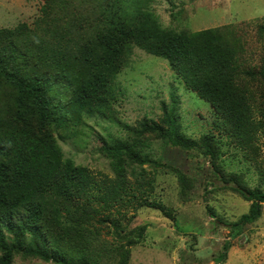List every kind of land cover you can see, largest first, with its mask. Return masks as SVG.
<instances>
[{
	"label": "trees",
	"instance_id": "16d2710c",
	"mask_svg": "<svg viewBox=\"0 0 264 264\" xmlns=\"http://www.w3.org/2000/svg\"><path fill=\"white\" fill-rule=\"evenodd\" d=\"M74 1L77 8L85 2L96 12L83 27L87 17L70 16L71 0H45L36 29L25 23L0 28V264H14L16 256L55 264H104L113 258L126 264L129 247L145 229H129L131 218L121 220V207L135 202V190L146 183L144 170L132 165L156 164L143 151L150 139L145 133L186 149L198 145L219 178L234 181L229 187L251 201L249 212L227 223L231 235H238L264 202V166L256 144L264 131V63L254 68L243 61L241 36L225 25L171 29L160 25L145 0ZM258 28L264 40V24ZM133 46L166 59L184 87L211 104L214 126L250 150L243 151L259 167V184L248 187L236 173L226 176L217 162L220 138L205 134L198 144L185 137L172 109L164 108L158 121L124 124V138L100 136L98 149L112 175L96 176L64 155L58 140L77 134L86 117L114 118V78ZM175 170L181 184H190ZM128 177L142 181L131 184ZM103 232L113 233L112 239L102 238ZM229 245L226 241L224 249Z\"/></svg>",
	"mask_w": 264,
	"mask_h": 264
},
{
	"label": "rangeland",
	"instance_id": "374dc122",
	"mask_svg": "<svg viewBox=\"0 0 264 264\" xmlns=\"http://www.w3.org/2000/svg\"><path fill=\"white\" fill-rule=\"evenodd\" d=\"M44 3L45 0H0V28L25 23L36 29L37 20L44 14ZM145 3L162 27L179 29L181 25L192 31L224 25L233 28L243 42L241 59L254 68L264 63V40L258 33V27L264 24V0H145ZM77 4L71 0L69 14L79 16L81 12L87 17L81 24L83 27L96 12L94 7L87 8L88 3L84 2L81 8ZM50 10L59 11L55 7ZM114 85L117 89L114 118L86 117L77 134L58 140L66 157L88 166L96 176L100 172L112 175L109 160L98 149L102 143L100 136L124 138V124L137 126L144 118L158 121L165 108L173 110L178 131L190 140L200 144L205 134L220 138L221 156L217 162L226 176L236 173L248 187L260 183L254 157H246L243 151L250 150L235 145L214 126L217 117L214 108L184 87L166 59L133 46L126 64L114 78ZM257 135V160L264 166V131ZM144 136L150 139L145 140L143 151L156 164L147 161L132 165L136 171L144 170L141 178L146 183L142 190L147 191L135 190L136 201L129 207H121L124 212L121 220L125 224L131 218L129 229L136 230L142 225L145 229L139 242L129 247L126 264H264V202L259 216L232 236L227 223L249 212L251 205V201L229 187L234 181H222L198 145L186 149L173 144L171 139L147 133ZM175 169L189 178L191 186L179 182V171ZM128 179L136 185L142 181ZM260 186L264 188V183ZM112 236L113 233H102V238L108 241ZM226 241L230 242L228 249L223 247ZM223 251L226 257L217 258ZM14 264L55 263L16 256ZM104 264L116 262L114 258L106 259Z\"/></svg>",
	"mask_w": 264,
	"mask_h": 264
}]
</instances>
